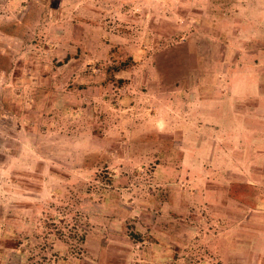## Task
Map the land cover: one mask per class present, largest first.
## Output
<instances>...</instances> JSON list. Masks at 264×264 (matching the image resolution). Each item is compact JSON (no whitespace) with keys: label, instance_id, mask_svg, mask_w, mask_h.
Returning a JSON list of instances; mask_svg holds the SVG:
<instances>
[{"label":"rangeland","instance_id":"1","mask_svg":"<svg viewBox=\"0 0 264 264\" xmlns=\"http://www.w3.org/2000/svg\"><path fill=\"white\" fill-rule=\"evenodd\" d=\"M0 56V264H223L248 212L199 114L258 75L264 0H0Z\"/></svg>","mask_w":264,"mask_h":264},{"label":"crops","instance_id":"2","mask_svg":"<svg viewBox=\"0 0 264 264\" xmlns=\"http://www.w3.org/2000/svg\"><path fill=\"white\" fill-rule=\"evenodd\" d=\"M260 70L264 64L255 65L257 76L231 78L224 94L216 92L211 99L202 100L199 114L203 123L200 132L217 134L216 143L211 145L216 159L206 156V164L230 166L225 170L227 183L223 184L225 200L221 204L230 217L239 202L241 210L248 212L246 230L232 235V245L221 259L223 264H264V75ZM205 140L208 147L209 138ZM243 181L251 183L248 197L253 199L246 202L232 189L234 183Z\"/></svg>","mask_w":264,"mask_h":264},{"label":"trees","instance_id":"3","mask_svg":"<svg viewBox=\"0 0 264 264\" xmlns=\"http://www.w3.org/2000/svg\"><path fill=\"white\" fill-rule=\"evenodd\" d=\"M0 58H2V56H0ZM127 62L125 61V62H122L119 66H117V67H115V68H113L112 69V74L110 73V75L109 76H111V80L112 81H115V79L113 78V76H114V74L116 73V72H120V71H124V70H127ZM117 81H121V80H117Z\"/></svg>","mask_w":264,"mask_h":264}]
</instances>
